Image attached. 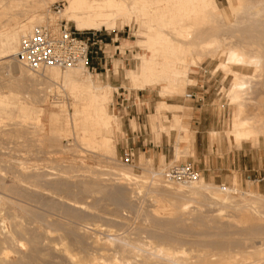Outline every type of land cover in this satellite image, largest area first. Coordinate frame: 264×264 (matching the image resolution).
Masks as SVG:
<instances>
[{
    "label": "rangeland",
    "instance_id": "1",
    "mask_svg": "<svg viewBox=\"0 0 264 264\" xmlns=\"http://www.w3.org/2000/svg\"><path fill=\"white\" fill-rule=\"evenodd\" d=\"M53 2L66 4L65 0H53ZM53 2L48 3L46 6V10L49 8V14H47L46 10L43 11L44 18L42 22L36 23L35 26L44 23L49 16L53 15ZM216 3L219 9H223L228 13V3L226 0H216ZM14 8H10L9 11H12V14H18L16 8L14 11L12 10ZM261 8L264 10V1L260 2L256 10H260ZM6 9L7 11L4 14L7 12L8 15H5L10 17L7 18L3 15L5 17L1 21L5 22L12 18V14L8 11V8ZM230 19L233 18L230 17ZM12 21L13 19L8 20L9 25H12ZM219 22L218 20L217 23L219 24ZM69 24L73 26L71 22ZM193 29L190 31H194ZM218 31V36L221 35L223 38V27H220ZM91 32L94 31L92 30ZM95 32L97 37L102 41L99 45L103 52L101 53V50L98 49V45L91 47L92 52L88 57V68L86 66L87 72L96 84H109L118 91L113 92L112 99L108 103L109 111L115 115L117 120L118 117L121 120L120 130H116L118 129V125L114 126L112 130L114 144L116 140V155L112 157L114 158L113 160L103 157L100 151L95 152L91 148L94 152H90V148L87 149V147L79 145L73 139L76 131L70 130L71 127L69 129V126L70 137H68L69 135H66L67 137L64 135L60 138V141L54 142L55 144L52 141L50 143L47 133V114L50 111L59 113V109L53 107L52 103L54 104V102L60 99H64L65 103H70L72 102L70 97L64 96V93L62 96L57 93H45L44 91L42 93L40 89H37V91H40L38 95L34 94L37 92L35 89L37 87L34 88L32 83L26 79L27 82L24 80L23 86L15 85V79H18L17 69L10 66L7 59H3L4 61L0 60V92L8 93L9 91H15L20 93V97H24L23 94H26L25 100L28 96V101L30 99L38 108L44 109V112L39 117L40 121L43 122V131H36L38 132L37 134L34 131L35 126L31 124L33 120H29L31 126L29 122L28 124L23 123L21 118L16 117L17 113L14 112L16 109L12 111L13 116L0 120V171H2L0 175H5V178L0 176L1 187L4 185L3 189L0 187V221H2L0 222V252L5 251L7 253V264H17L20 262H23L22 264H72L71 262H73L74 264V260L77 262L75 264H79V261L81 264L82 262L88 264L90 260L95 258L96 262H105L104 264L108 262V264H178V260L181 261L180 264H205V262L206 264H264V218L263 220H252V218H250L251 220H245L240 217L241 210L237 211L234 207L229 206H222L223 214L220 216L217 214L219 206L208 204V201L203 198L201 201L199 199L198 205L192 203L191 207L183 210L181 208L182 201L186 202L188 198L175 196L174 194L165 192L162 188L154 187L150 179L144 181V183H139L140 187L138 188V184L135 186V184L121 182L115 180L114 177L106 175L112 171L111 167L115 166V164L128 167L136 174H148L162 172L160 169H163V172H165L175 162L188 161L193 163L195 158L192 156V144L188 142L184 144V142L177 141V139L179 140V134H184L183 130H180L181 128L177 126L171 128L169 125L174 123L173 118L169 121L162 114H167L169 117L171 116L170 114L174 113L183 114L182 112L186 110L184 106L196 100L205 103L206 109L209 112L206 127L210 124L213 127L211 130H215V132L211 131V134L209 135L208 133L207 135L211 147L215 145L218 147L221 142V144H227L228 150L232 151L234 148H240L242 144L245 150H253L258 152L259 156H264V134L258 135L259 145L256 146L252 145L249 141L236 143L237 141L234 142L235 139L232 136L230 137L231 141H229L227 134H225L228 133L227 131L231 128L232 120L237 115L238 105L230 104L226 94L231 86V76L225 75L222 70L217 68L218 62L223 57L221 56L222 59L219 55L218 57L215 55L213 58L205 57L198 65L191 66L192 70L188 73V77L193 82L187 84L180 94L177 93L173 96L159 95V87L137 90L128 83L129 73L131 71H138L139 56L145 54L139 44L142 38V29H137V25L133 22L127 27L118 25L114 31L99 30ZM220 32L223 33L220 34ZM103 54L104 57H102ZM187 58L190 59L189 56ZM254 70V68H248L240 71L249 76L251 84L254 87L257 86L256 90L261 92L262 89L264 90L260 86L264 85V67H261L256 72ZM24 71L28 73L26 70ZM119 86L122 89H118ZM29 90L32 91L29 92ZM263 90L261 92L262 97H264ZM119 94L121 96L124 94L126 97L143 95L145 99L147 98V106L149 108L150 106L151 108L153 107V110L151 109L149 113L155 112V114H159L160 119L158 120L163 124L158 123L157 125H165V127L163 130H156L148 126V132L152 144L158 146L156 154L160 153V146L164 144V136H166V142H169V153L165 158L166 163H160L158 159H154L151 156L152 153L146 155L140 154L143 156L142 158H140V155H135L132 158L131 164L121 163L124 118H122V114L117 112L116 108V98ZM187 94H191L192 97H187ZM29 95H31V98H29ZM162 101L169 104H181L183 109L174 110V112L161 111L160 103ZM263 103L264 100L257 102L258 107L262 108L264 106ZM253 105H248L247 110L249 106L251 108H258L255 107L257 105ZM154 106L156 107L155 110ZM251 108L248 111H252L253 114H244L243 117L252 126L259 125L262 120L264 121V114H254L258 109ZM68 111L72 112V108L68 107ZM34 113H32V116H35ZM68 116L69 114H62L61 118L63 121L66 119V121H69ZM21 122L26 125L21 124ZM117 122L119 123V120ZM134 128L136 127H132V129ZM178 144L179 146H177ZM175 146L179 147V149L182 148L181 153L179 150L177 151ZM174 147L179 156L175 152L176 158L172 159ZM218 153H220L219 147ZM150 158L152 159L148 160ZM107 169L111 170L107 171ZM25 174L31 177H26ZM39 175L42 177L40 176V178ZM14 177L15 179H12ZM36 178H39V181H36ZM200 178L204 179L202 175H200ZM234 179L235 177L223 183L209 182L205 179L204 181L217 187L233 188L236 186L234 185ZM20 180V183L23 184H19ZM14 181L17 185L13 183ZM33 181L40 185L37 184L36 186L35 184L34 187ZM6 183L9 186L13 184L12 186L19 187L11 190L15 191L13 194L8 185L6 187L8 186L9 190H4L6 189ZM29 183L33 186V189ZM84 183L94 187H102L107 193L103 194L93 191L87 192V194L86 192H79V186ZM236 184L238 185L237 189L239 193H252L260 200H264L263 194L242 187L238 181ZM25 190L27 191L25 192ZM17 191L21 192L16 193ZM21 195L24 196L21 197ZM154 195L159 197V200L162 201L159 202L162 205L155 202L156 198L153 197ZM13 201L16 203L14 204ZM73 201L84 205L85 209L75 208V206H72ZM20 207L21 209H19ZM24 208H26L25 210L28 209L27 211L32 209L31 212L34 210L33 212L39 218L41 217L40 220L43 222H39L33 213L31 217V215H28L31 212L26 211L25 213H28L27 215L30 216L28 218L24 213ZM32 218L35 219L33 220ZM29 219H32L33 222H29ZM35 220L36 224H34ZM38 223L39 226L41 225L40 227ZM14 224L22 227L28 235L24 234V236L20 237V235L14 232ZM10 233L19 239H17L18 245V242H15L17 246L15 243L10 244L5 242ZM32 234L37 238L34 237V239L38 241L35 242V240L33 244L28 242L29 237L33 236ZM158 248L164 253H159ZM65 249V252L62 251ZM181 251L185 254H181ZM67 253L71 254L70 256L73 260L68 259L70 256ZM165 253L173 254L172 258L168 256L169 260ZM32 258L35 261H30ZM218 258L220 259L218 260Z\"/></svg>",
    "mask_w": 264,
    "mask_h": 264
},
{
    "label": "bare ground",
    "instance_id": "2",
    "mask_svg": "<svg viewBox=\"0 0 264 264\" xmlns=\"http://www.w3.org/2000/svg\"><path fill=\"white\" fill-rule=\"evenodd\" d=\"M65 1L66 4H63L64 7L61 8L59 18L66 20L67 22H71L77 31H114L118 25H120L121 27H127L130 26L133 22L137 25V29L143 30V33L141 34L142 38L139 41V44L143 48L145 54L139 56V62L137 66L138 71H131L128 75V83L129 85L131 84V87H134L135 89L144 90L146 88L153 89L159 87V95L173 96L177 93L180 94V92L185 89L187 84L193 82V80L188 77V73L192 70L191 66L198 65V63L203 58L205 59V57L213 58L215 55H217L216 57H218V55L220 57L222 56L223 59L221 57L222 60L218 62L217 68L222 70L225 75L231 76V86L227 90L226 94L229 98L228 100L230 104L238 105L237 115L233 118L231 128L229 129V131H227L228 133L225 134H227L229 141H231L230 137L232 136L235 139V141H233H237L236 143L249 141L254 146L259 145L258 135L264 134V121L262 120L259 125L252 126L249 121H247L243 116L244 114H253L252 111H248L249 108H251L252 104L257 105V102L264 100V97L261 96V92L263 89L261 90V92L259 90L257 91V86L254 87L251 84L249 76H247L245 73H242L240 70L254 68V71L256 72L261 67H264V10L262 8L260 10H256L257 6L260 5V2L264 0H226L228 3V13L223 9H219L216 0ZM52 2L53 0H0V60L7 59V62L10 63L9 65L14 69H17L18 79H15V85L17 84V86H23L24 80L26 79L27 81H30L32 83L34 88L37 87L35 88L36 91L37 89H40L42 93L43 91L45 93H57L60 96H62L64 93V96L70 97V100L72 102H67L68 104L64 102V99H60L54 102V104L52 103L53 107L59 109V113L56 111H50L47 114V133L49 135L48 139H50L49 142L52 141L53 143H56L60 141V138L64 135H69L68 137H70L71 135L69 134L68 130L69 126V129L71 127L70 130L76 131L75 135H73L74 133L72 135L73 139H75L79 143V145H83L87 147V149L90 148V152L92 151L91 148L95 152L100 151L103 157L113 160L114 158L112 157L116 155V146L113 142L112 130L114 129V126L118 125V120L116 119L115 115L109 111L108 103L112 99L113 92L117 91V89L113 88L109 84H96L91 79L84 63L65 68L64 71L56 68H51L45 73L37 75L28 72V70L22 65L18 56L19 41L21 36L33 30V28L36 27V23L42 22L44 18V14H42V12L46 10L47 4ZM12 6L16 8V11L19 15L16 13L12 14V11H9L10 8H13ZM6 8H8V11L12 14H9L12 18L8 19H13L12 25H9L10 23L8 22V20L6 21L8 22V24H6L5 21H1L5 16L7 18L10 17L7 16V12L5 13L7 15L4 14V12L7 11ZM15 8L12 10L14 11ZM254 9L255 11H253ZM46 11L47 14H49V8ZM3 15L5 16L3 17ZM230 17H232L233 19H230ZM54 19L55 15L53 14L49 16V18L44 23L52 22ZM218 20L220 21L219 24L217 23ZM220 27H223L224 33L220 32V34H224L222 35L224 36L223 38L221 37V35L218 36V29ZM191 29H193L194 31L191 32ZM188 56L190 57V59L187 58ZM24 70H26L28 73H26ZM14 72L16 71L14 70ZM260 86L264 88L263 84ZM31 91L32 90H29V92ZM39 92L40 91H37L34 94L38 95ZM19 94L20 93H17L15 91H9L8 93L0 92V120L13 116L12 111L16 109V111H14L17 113L16 117L21 118L23 123L25 122L26 124H28L29 122L30 124L31 122L29 120H33L31 124L32 126H35V130H33L36 134L39 131H43V122L40 121L39 117L41 116V113L44 112V109L41 107L38 108L33 104L32 100L30 101L29 99L28 101V96L25 100L24 97H26V94H23L24 97H20ZM29 96V98H31V95ZM160 104L161 111L165 110L174 112V110L182 109V107L179 105L169 104L164 101H162ZM248 105L251 106H249L247 110ZM68 107L72 108V112L68 111ZM255 107H258V105ZM253 109H258L257 112L254 111L256 112L254 114H264V106L262 108L258 107ZM33 112L37 114L34 113L35 116H32ZM60 114H69V121H66L67 119L63 121ZM172 118L174 123L169 126L171 128L177 126L184 132V134L182 135L181 133L179 134V140L177 139V141L182 143L184 142V144H186L187 142L191 143V135L189 133L190 130L188 131V128H185L184 125H182L178 113H174ZM22 122L21 124H23ZM150 126L152 129L156 130H163V128L165 127V125L159 126L157 125V123H152ZM177 146H179V144ZM176 148L177 151L179 150L181 153L182 148ZM176 148L175 152L179 156ZM161 159H163L162 162H164V157ZM111 169L112 171H110V173L106 175L114 177L115 180L121 182L124 181L129 184H135V186L138 184L137 186L139 188V183H144V181L150 179L152 180V184L154 185V187L156 186L157 188H162V190L164 189L165 192L174 194L175 196L177 195L180 197H186V199L188 198L186 202L182 201L183 203L181 204V208L183 210H187L189 207H191L192 203L198 205L199 199L201 201L203 198L204 200L208 201V204L219 206L217 214L220 216L223 214L222 206H229L234 207V209H237V211L241 210L240 217L245 220H251L250 218H252V220H263L264 218V200H260L252 193H239L237 189L238 185L236 184V182H234V185H236L235 187L226 188L217 187L214 184H209L205 182L203 178H200L197 181L183 185L176 183L174 184V182L166 180L164 178L163 169H160V171H162L163 173L153 172L148 174H136L132 172L128 167L116 164L115 166L111 167ZM111 169H107V171ZM147 171L150 172L149 170ZM1 172L2 171H0V174ZM25 175L26 177L28 176L27 174ZM0 176H3V178H5V175ZM40 176L41 175H39V177ZM12 179H15V177ZM38 179L36 178V181ZM20 182L21 180L19 181V184H23ZM13 183H15V181ZM35 184L36 182L33 184L34 187ZM6 185H8V183L5 184V187ZM12 185H8L10 187V191L14 190L13 188L19 187H15ZM15 185L17 184L15 183ZM8 186L4 190L8 191ZM21 186L24 188L23 185ZM2 187L1 189L4 188ZM78 189L80 190L79 192L86 193L93 191H98L103 194L107 193L102 187H94L92 185H87L86 183L80 185ZM10 191L9 193L13 192ZM26 191L27 190H25V192ZM19 192L21 191H17L16 193ZM14 193L15 191L13 192V194ZM23 196L24 195H21V197ZM153 197L156 198L155 202H162L161 200H159V197H156L155 195ZM13 202L14 204L16 203L15 201ZM1 203L3 202L1 201ZM72 206H75V208L77 207L78 209H85L84 205L78 204L76 201H73ZM19 209H21V207ZM25 209L26 208L23 209L24 213L28 210ZM31 210L27 212H31ZM33 211L30 214L25 213L26 216L33 213L34 217L40 222L41 217L39 218V216ZM33 215H31V217ZM28 218H30V216H28ZM35 218L32 219L34 220ZM32 219H29V222H33ZM34 224H36V220ZM45 225L47 226V224ZM13 227L14 232L20 235V237L24 236V234L28 235L26 231L18 224H14ZM34 237V235L32 237L30 236L28 242L31 244L38 242L36 240L37 238L35 237L36 239H34ZM17 239L18 238H16L14 234L10 233L7 236L5 242L14 244L15 242H18L19 239ZM18 244L19 242L17 243V245ZM62 251L65 252L66 249ZM158 252L164 253L162 250L160 251L159 248ZM181 252V254H185L183 251ZM67 255L70 256L71 254L69 255L67 253ZM166 255L169 259V257H171L173 254L171 255L167 253ZM6 256L7 253L5 251L0 252V264H7ZM68 259H72L71 256ZM95 259L90 260L88 264L105 263L101 261L96 262ZM219 259L220 258H218V260ZM32 260L35 261V259L33 258L30 261ZM222 260L224 261V259ZM75 261L76 260H74V264L77 263ZM178 261V264H180L181 261ZM22 263L23 262L17 264ZM71 263L73 264V262ZM79 264H81L80 261ZM82 264L87 263L82 262Z\"/></svg>",
    "mask_w": 264,
    "mask_h": 264
},
{
    "label": "crops",
    "instance_id": "3",
    "mask_svg": "<svg viewBox=\"0 0 264 264\" xmlns=\"http://www.w3.org/2000/svg\"><path fill=\"white\" fill-rule=\"evenodd\" d=\"M118 89H122L121 86ZM121 94L116 98V108L117 112L122 114V118H124L122 151L126 148L131 149L133 158L135 155L139 156L140 154L146 155L152 153L151 156L154 159L156 158L162 163L163 159L161 158L164 157V163H166L165 158L169 153V142H166V136H164V144L160 146V153L156 154L158 152V146L152 144L148 132V126L151 128L150 125L152 123L157 122V124H163L158 120L160 119L159 114H155V112L152 114L149 113L151 109L153 110V107L151 108L150 106L149 108L147 106V98L145 99L143 95L126 97L124 94L121 96ZM178 105L183 109L181 104ZM155 108L154 106V110ZM184 108L186 109L185 112H182L183 114L178 113V115L184 127L188 128V131L190 130L192 156L195 158L193 163L200 175L209 182L218 183H223L235 177V182L237 183L238 181L242 187L255 190L264 195V156H259L258 152L253 150H245L242 144L240 148H234V150L229 151L228 146H226L227 144H221V142L218 146L220 153H218V147L216 145L211 147L207 138L208 133L210 135L211 131L215 132V130H211L213 127L210 124L206 127L209 112L206 109L205 103L196 100L189 102ZM170 115L169 117L165 114L169 121L173 117V114ZM118 120L119 131L121 127L119 117ZM132 127L136 128L132 129ZM174 153L175 148L173 149L172 159L175 157ZM141 156L140 158L143 157Z\"/></svg>",
    "mask_w": 264,
    "mask_h": 264
},
{
    "label": "built area",
    "instance_id": "4",
    "mask_svg": "<svg viewBox=\"0 0 264 264\" xmlns=\"http://www.w3.org/2000/svg\"><path fill=\"white\" fill-rule=\"evenodd\" d=\"M62 7L63 3H53L55 19L37 25L29 33L21 36L18 56L28 72L39 75L51 68L63 70L80 63H84L88 68L91 47L98 45V49L101 50L99 43L102 41L95 31H77L69 22L59 18ZM187 97L191 98L192 95L187 94ZM132 158V150L126 148L120 161L123 164H131ZM164 178L175 183L189 184L197 181L200 173L191 162H175L166 169Z\"/></svg>",
    "mask_w": 264,
    "mask_h": 264
}]
</instances>
